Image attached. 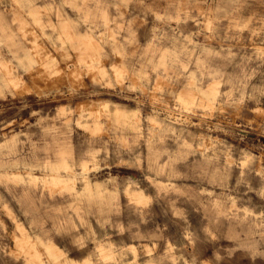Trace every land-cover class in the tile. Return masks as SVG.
<instances>
[{
	"label": "rangeland",
	"instance_id": "374dc122",
	"mask_svg": "<svg viewBox=\"0 0 264 264\" xmlns=\"http://www.w3.org/2000/svg\"><path fill=\"white\" fill-rule=\"evenodd\" d=\"M0 264H264V0H0Z\"/></svg>",
	"mask_w": 264,
	"mask_h": 264
},
{
	"label": "crops",
	"instance_id": "0c3cea01",
	"mask_svg": "<svg viewBox=\"0 0 264 264\" xmlns=\"http://www.w3.org/2000/svg\"><path fill=\"white\" fill-rule=\"evenodd\" d=\"M50 243L54 245V243H52V242H50ZM54 246H55V245H54Z\"/></svg>",
	"mask_w": 264,
	"mask_h": 264
}]
</instances>
